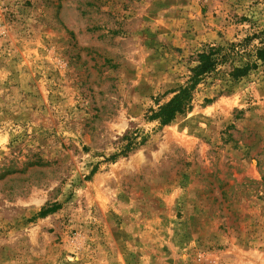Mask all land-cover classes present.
Here are the masks:
<instances>
[{
  "label": "rangeland",
  "instance_id": "obj_1",
  "mask_svg": "<svg viewBox=\"0 0 264 264\" xmlns=\"http://www.w3.org/2000/svg\"><path fill=\"white\" fill-rule=\"evenodd\" d=\"M262 29L264 0H0V264H264V67L148 119Z\"/></svg>",
  "mask_w": 264,
  "mask_h": 264
},
{
  "label": "trees",
  "instance_id": "obj_2",
  "mask_svg": "<svg viewBox=\"0 0 264 264\" xmlns=\"http://www.w3.org/2000/svg\"><path fill=\"white\" fill-rule=\"evenodd\" d=\"M196 65L189 69L183 85L172 92V97L156 110H150L148 119L156 120L161 126L173 121L177 116L191 110L196 87L208 78L229 68L228 76L239 80L250 71L264 67V29L247 34L237 42L225 46H209L196 54ZM123 151L130 149L134 139H127ZM45 215V211L40 213Z\"/></svg>",
  "mask_w": 264,
  "mask_h": 264
}]
</instances>
